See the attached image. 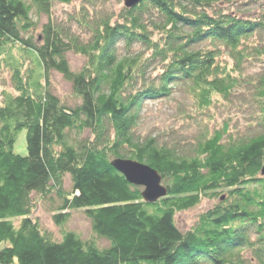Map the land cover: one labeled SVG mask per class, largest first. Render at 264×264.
I'll use <instances>...</instances> for the list:
<instances>
[{
    "label": "trees",
    "instance_id": "16d2710c",
    "mask_svg": "<svg viewBox=\"0 0 264 264\" xmlns=\"http://www.w3.org/2000/svg\"><path fill=\"white\" fill-rule=\"evenodd\" d=\"M56 1L72 0H0V60L13 58V91L0 104V264H264V74L250 91L260 126L251 136H232L225 124L182 150L137 129L144 101L169 97L178 84L189 85L200 108L234 93L244 51L264 54V0H142L117 14L83 0L68 24L49 17ZM32 8L49 17L39 43L22 37L36 27ZM68 52L84 58L78 71ZM52 71L79 103L51 92ZM21 129L24 156L12 150ZM71 130L81 138L69 140ZM114 158L157 170L167 195L145 202L142 188L110 165ZM34 192L57 196V224L82 209L108 246L66 230L53 239L32 217ZM205 197L218 202L181 230L176 214Z\"/></svg>",
    "mask_w": 264,
    "mask_h": 264
},
{
    "label": "rangeland",
    "instance_id": "374dc122",
    "mask_svg": "<svg viewBox=\"0 0 264 264\" xmlns=\"http://www.w3.org/2000/svg\"><path fill=\"white\" fill-rule=\"evenodd\" d=\"M27 4H31V0H25ZM97 4L103 6L108 12L117 14L124 7L123 0H96ZM83 0H72L70 3L54 2L51 7L49 17L53 22L68 24L69 17L76 13ZM259 6H251V12H259ZM248 11V9H247ZM250 12V13H251ZM89 15L93 14L89 11ZM31 18L36 23V27H32L26 33H22L23 38L34 36L35 43H39L40 39L36 37L43 23L48 18L45 14H38L35 9H31ZM76 32H80L77 25L73 26ZM33 37V38H34ZM86 37V36H85ZM40 38V37H39ZM13 45L10 48V55L19 59V53L22 49ZM119 49L124 53L123 43L120 42ZM133 50H137L134 45ZM133 51V52H134ZM8 53L0 60V104L3 98V92H12L10 65L13 58ZM67 59L70 68L78 71L84 64V58L73 52H68ZM226 62L227 68H233V60L223 53L221 57ZM26 62H28L26 60ZM25 62V63H26ZM27 64V63H26ZM240 72L239 85L234 93L227 100L216 96L212 105L207 108H200L194 97L193 91L189 85L183 83L175 86L171 96L162 98H150L144 101L140 111V122L138 132L140 136H156L159 140L165 141L167 144H175L178 149L187 150L203 132H210L212 129H220L223 125H227L228 133L235 137L251 136L260 130L258 126L259 112L257 105L250 96V91L254 82L264 74V54L257 53L251 49L244 51L243 57L239 62ZM238 74L235 73V76ZM50 90L61 101L69 106H73L80 102L73 93L71 83L65 80L62 75L56 71H52L50 75ZM84 133L82 136H87ZM81 138V133L74 130L70 131V138L73 142ZM13 152L19 155H26V138L25 129H21L16 133L15 142L12 148ZM71 179L68 174L64 176L63 188L70 189ZM223 195H225L223 193ZM32 198L36 202V208L32 217L38 220L42 230L50 234L55 240L62 238L63 231H73L82 239H94L99 248L108 246V242L104 238H98L92 231L91 221L87 218L82 209L70 210L68 218L61 224L55 223L53 214L58 212L57 206L60 204L59 199L53 193L49 197L42 199L34 192ZM218 199L215 197H205L199 205L189 210L176 214L175 221L178 227L185 231L197 221L198 216L204 210L212 207ZM17 222V220H15ZM6 245L5 242L0 243V249Z\"/></svg>",
    "mask_w": 264,
    "mask_h": 264
},
{
    "label": "water",
    "instance_id": "95a60500",
    "mask_svg": "<svg viewBox=\"0 0 264 264\" xmlns=\"http://www.w3.org/2000/svg\"><path fill=\"white\" fill-rule=\"evenodd\" d=\"M141 1L123 0V4L127 8H132ZM110 165L120 172L129 183L142 188L140 195L145 202L153 203L167 195V189L162 183V176L149 165L129 158H114L110 161ZM261 173L264 174V151Z\"/></svg>",
    "mask_w": 264,
    "mask_h": 264
},
{
    "label": "bare ground",
    "instance_id": "6f19581e",
    "mask_svg": "<svg viewBox=\"0 0 264 264\" xmlns=\"http://www.w3.org/2000/svg\"><path fill=\"white\" fill-rule=\"evenodd\" d=\"M114 168V167H113ZM115 169V168H114Z\"/></svg>",
    "mask_w": 264,
    "mask_h": 264
}]
</instances>
